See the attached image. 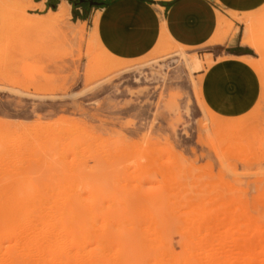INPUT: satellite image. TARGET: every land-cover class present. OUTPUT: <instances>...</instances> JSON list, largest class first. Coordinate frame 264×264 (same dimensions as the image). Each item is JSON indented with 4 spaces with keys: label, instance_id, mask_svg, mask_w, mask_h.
<instances>
[{
    "label": "rangeland",
    "instance_id": "obj_1",
    "mask_svg": "<svg viewBox=\"0 0 264 264\" xmlns=\"http://www.w3.org/2000/svg\"><path fill=\"white\" fill-rule=\"evenodd\" d=\"M67 1L0 0V264H264V15L259 102L226 119L197 101L218 50L117 76Z\"/></svg>",
    "mask_w": 264,
    "mask_h": 264
},
{
    "label": "crops",
    "instance_id": "obj_2",
    "mask_svg": "<svg viewBox=\"0 0 264 264\" xmlns=\"http://www.w3.org/2000/svg\"><path fill=\"white\" fill-rule=\"evenodd\" d=\"M72 1L67 2L75 21L92 26L96 20L99 42L120 61L142 58L166 43L218 50L219 56L200 74L204 102L197 101L204 114L208 108L222 118H239L259 102L261 80L248 62L256 52L245 42L252 39L248 23L256 26L264 15V0H91L93 5ZM34 3H42L44 10L52 8L49 0ZM126 36L135 39H119ZM141 67L132 64L115 74L122 76Z\"/></svg>",
    "mask_w": 264,
    "mask_h": 264
},
{
    "label": "bare ground",
    "instance_id": "obj_3",
    "mask_svg": "<svg viewBox=\"0 0 264 264\" xmlns=\"http://www.w3.org/2000/svg\"><path fill=\"white\" fill-rule=\"evenodd\" d=\"M224 39V38H223ZM222 39V40H223ZM97 44H98V49L104 54V55H107V56H109V58H113V62H112V65L110 66V67H107V69H108V72L110 71V73L112 72V73H116L117 71H119L120 69H123V68H126V67H128V66H130L131 65V63L130 62H125V60H122V61H120L119 59H116V58H114V57H112L104 48H103V46L101 45V43L99 42V40H98V37H97ZM103 57V56H102ZM105 57H103V59H104ZM250 60V59H249ZM91 62V61H90ZM106 63V62H105ZM250 63V62H249ZM92 64V63H91ZM108 64H110V63H108ZM190 67H191V69H192V71L193 72H200L202 69H203V64L200 62V59L198 58H196L195 57V59H193L190 63ZM93 65V64H92ZM252 65V64H251ZM253 66V65H252ZM203 71V70H202ZM89 75V74H88ZM88 77V76H87ZM86 81V80H85ZM205 108V107H204ZM207 111V110H206ZM212 113V112H211ZM221 124V123H220ZM225 129H226V125L225 126H223ZM238 127V126H237ZM221 126H219V127H217V126H215V129L213 130L212 129V132H213V134L215 133V134H217V132H219L220 130H221ZM223 128V129H224ZM226 130H228V128L226 129ZM223 134H225V133H223ZM228 134V133H227ZM230 144V143H229ZM247 151V150H246ZM171 163V162H170ZM171 165V164H170ZM169 167V166H168Z\"/></svg>",
    "mask_w": 264,
    "mask_h": 264
},
{
    "label": "snow or ice",
    "instance_id": "obj_4",
    "mask_svg": "<svg viewBox=\"0 0 264 264\" xmlns=\"http://www.w3.org/2000/svg\"><path fill=\"white\" fill-rule=\"evenodd\" d=\"M38 2H39V0H38ZM52 7L55 8L56 5L53 4ZM119 39H123L124 41L128 42V41L134 40L135 37L134 36H126V37H120Z\"/></svg>",
    "mask_w": 264,
    "mask_h": 264
},
{
    "label": "water",
    "instance_id": "obj_5",
    "mask_svg": "<svg viewBox=\"0 0 264 264\" xmlns=\"http://www.w3.org/2000/svg\"><path fill=\"white\" fill-rule=\"evenodd\" d=\"M78 2L80 3V4H92L93 5V2L91 1V0H78Z\"/></svg>",
    "mask_w": 264,
    "mask_h": 264
},
{
    "label": "trees",
    "instance_id": "obj_6",
    "mask_svg": "<svg viewBox=\"0 0 264 264\" xmlns=\"http://www.w3.org/2000/svg\"><path fill=\"white\" fill-rule=\"evenodd\" d=\"M70 4H71V2H70ZM53 10H55V8H53Z\"/></svg>",
    "mask_w": 264,
    "mask_h": 264
}]
</instances>
